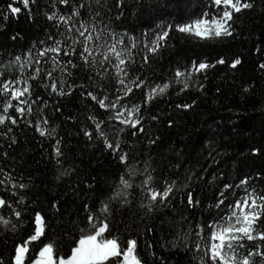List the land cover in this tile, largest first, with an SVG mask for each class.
Returning <instances> with one entry per match:
<instances>
[{
  "label": "snow or ice",
  "instance_id": "6c2138e0",
  "mask_svg": "<svg viewBox=\"0 0 264 264\" xmlns=\"http://www.w3.org/2000/svg\"><path fill=\"white\" fill-rule=\"evenodd\" d=\"M49 2L44 16L55 31L7 61L0 56V264H264V187L250 183L264 172L229 179L206 134L199 171L185 168L181 177L180 163L155 155L161 136L151 131L161 122L173 127L174 113L197 105L183 95L204 93L209 70L224 66L234 75L242 68L243 54L232 45L243 38V15L264 11V0ZM38 5L6 0L0 26L21 15L33 20ZM126 9L146 18L139 35L115 27ZM177 40L181 51H173ZM194 48L201 53L187 54ZM253 52L264 72V49ZM169 53V74L158 77L152 65ZM252 87L245 83L242 91ZM136 91L141 97L133 100ZM77 92L85 110L63 123L71 122L74 138L84 143L79 156L48 115L60 113L61 101ZM158 101L165 110H152ZM25 129L48 142L42 159L51 163L56 185L65 186L57 195L44 185L47 210L33 176L4 163L26 143ZM249 151L264 156L262 146ZM101 155L114 167L104 168ZM205 189L213 191L208 202ZM197 209L207 214L192 215Z\"/></svg>",
  "mask_w": 264,
  "mask_h": 264
},
{
  "label": "trees",
  "instance_id": "16d2710c",
  "mask_svg": "<svg viewBox=\"0 0 264 264\" xmlns=\"http://www.w3.org/2000/svg\"><path fill=\"white\" fill-rule=\"evenodd\" d=\"M5 2L6 0H0V4ZM127 2L132 4L133 0ZM58 7L64 8L62 5ZM48 10H51L49 0H39L38 8L34 9L33 20L21 15L18 19H11L0 26V56L4 61L26 51L33 42L44 39L46 32L55 31L53 22L48 21L44 16V12ZM242 18L245 25L243 38L232 45L233 50L243 54L242 68L234 75L224 66L209 70L204 93L192 91L183 95L185 100L196 99L197 105L191 110L174 113L176 123L173 127L169 128L166 123L161 122L156 123L151 129L153 133L161 136V140L153 149L155 155L164 157L173 164L180 163L182 167L175 174L181 177L185 174V168L191 167L199 171L196 160L199 158L203 163L202 157L199 156L200 142L206 138V134L214 137L219 152L217 157L220 161L219 167L228 173L229 179L234 180L245 174L254 176L256 172H264V156H252L249 151L254 145L264 147V72L257 69L258 57L253 52L254 47L264 49V11L258 9L255 12H246ZM146 26H148L146 18L145 20L138 18L133 9H126L122 21H117L115 24L118 31L129 30L136 35H139ZM16 33H19L18 38L15 41L11 40L10 37ZM174 43L177 47L173 51H181L182 42L177 40ZM200 53L199 48H194L187 54ZM173 59V55L169 53L152 65L158 77H166L169 74V65ZM151 74L152 72L149 71V75ZM245 83L253 84L248 92L242 91ZM217 87L221 89L219 93L216 92ZM140 97L141 93L136 91L133 100H138ZM172 99L176 100L177 97L173 96ZM84 105L85 101L77 92L61 101L60 113L52 111L48 113L55 124L62 125L60 130L65 134L66 141L72 139L71 150L75 151L77 156L84 148V143L74 138L76 127L71 122L63 123V121L69 115L83 113ZM166 107L165 102L158 101L152 110L163 111ZM69 133L73 136H68ZM20 136L26 143L10 150L9 160L4 163H7L9 170H14L15 174L23 172L25 177L30 174L33 176L35 185L38 186L33 191L39 192L40 207L47 210V201L43 195L44 185L47 184L57 195L65 192V186L56 185L53 181L54 171L51 163L42 159V156L47 155L45 150L49 147L48 142L38 134H34L31 129H25ZM88 154V152L84 154V171H89ZM204 155L207 153L205 152ZM99 158L104 161V168L114 167L115 162L107 156L101 155ZM96 171H100L99 166ZM72 179L75 180V177ZM250 183L258 188L264 187V179L256 178ZM52 192L49 193L48 199H51ZM212 196V189L204 190L206 202ZM69 207L74 210L77 205L70 204ZM201 212L207 214L206 209H197L192 215L199 216Z\"/></svg>",
  "mask_w": 264,
  "mask_h": 264
}]
</instances>
